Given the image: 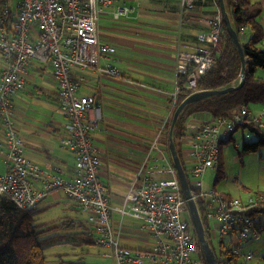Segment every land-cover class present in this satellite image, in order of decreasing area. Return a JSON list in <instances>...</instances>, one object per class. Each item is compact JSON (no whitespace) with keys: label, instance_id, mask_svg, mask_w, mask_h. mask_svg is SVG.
<instances>
[{"label":"built area","instance_id":"2783aa9c","mask_svg":"<svg viewBox=\"0 0 264 264\" xmlns=\"http://www.w3.org/2000/svg\"><path fill=\"white\" fill-rule=\"evenodd\" d=\"M102 1L105 0H2L0 156L6 169L0 173V198L21 208H31L49 191L60 189L86 213L96 245L109 248L106 256L114 264H202L197 256L198 239L183 216L186 201L172 163L162 170L157 167L146 170L145 164H141L119 206L112 205L99 177L101 160L93 146L91 131L101 117L100 106L93 96L77 92L80 80L73 73L94 69L108 76L120 75L115 67L100 64L103 56L113 52L101 40L97 29V5ZM210 38H216V30ZM197 39L209 43L205 34H199ZM177 57L168 115L176 106L180 82L187 79V88L195 91L196 79L214 62L209 46H200L191 53L178 51ZM30 61L45 67L57 83L59 109L68 120L61 142L74 157L69 178L41 169L23 153L11 97L24 87L23 73ZM263 126L261 115L252 114L245 104L228 116L210 121L191 118L186 124L184 138L190 160L186 166L192 197L200 201L211 237L216 232L234 233L232 241L236 249H231L237 255L240 244H248L264 230V218L258 221L251 214L253 209L264 205V194L254 193L241 201L220 194L214 187L204 190L202 176L207 169L218 166L222 141L233 139L236 145L238 139L249 141L253 135L251 128ZM157 172L168 176L156 178L153 174ZM113 210L142 221L141 228L150 236L149 248H130L119 243L122 223L113 224ZM243 255L246 259L254 256L252 252Z\"/></svg>","mask_w":264,"mask_h":264},{"label":"crops","instance_id":"0c3cea01","mask_svg":"<svg viewBox=\"0 0 264 264\" xmlns=\"http://www.w3.org/2000/svg\"><path fill=\"white\" fill-rule=\"evenodd\" d=\"M185 1L99 2L98 33L101 40L113 48L112 53L101 58L100 64L115 67L120 75L108 76L94 69L73 73L80 80L77 92L93 96L100 106L101 117L94 124L91 136L101 160L99 177L104 182L114 206L121 205L129 183L136 176L141 164H145L146 170L153 167L162 170L172 163L164 136L169 101L175 85L177 53L195 52L198 47L204 46L197 36L209 33L207 19L218 9L220 11L214 0H196L193 8H186ZM254 1L262 8L259 23L264 29V0ZM243 33L247 36L249 31L244 29ZM259 46L264 49V38ZM37 76L41 77L40 84ZM23 77L25 92H33L37 98L40 96L47 101L51 99L50 101L56 102L60 111L57 83L45 67L30 61ZM12 97L11 104L17 109ZM247 106L252 114L261 115L264 123L263 104ZM87 114H91V111ZM63 116L64 122L52 118L45 128H37L22 125L17 112L14 123L22 138L25 157L43 170L69 178L73 172L74 157L61 142L65 137L68 121L64 114ZM194 119L207 121L202 116ZM262 129L264 131V126ZM181 142V155L187 165L190 161L188 145L185 138ZM0 158L2 159L1 156ZM153 176L158 178L168 175L157 172ZM47 196L58 202L66 195L60 189H55L43 198ZM72 201L77 205L75 200ZM111 219L114 225L122 223L119 238L121 245L140 249L150 247V236L141 228L140 219L115 210L111 212ZM59 260L64 259L60 257L56 260L58 262L51 264H59Z\"/></svg>","mask_w":264,"mask_h":264},{"label":"trees","instance_id":"16d2710c","mask_svg":"<svg viewBox=\"0 0 264 264\" xmlns=\"http://www.w3.org/2000/svg\"><path fill=\"white\" fill-rule=\"evenodd\" d=\"M223 1L231 26L239 37H241L242 30L250 31L246 37L247 39L241 43L244 56L247 58L244 82L242 86L232 91L191 102L178 115L172 136L189 185L188 166L182 159L180 150L181 139L186 135L187 122L191 118L199 116L197 115L198 113H204L207 116V121L228 116L242 104L248 105L250 102H258L264 106V77L256 74L257 69L264 70V49L258 46L264 38V29L259 23L262 8L254 0ZM215 2L218 4V0H215ZM1 5L2 0H0ZM210 53L214 62L210 68L196 79L195 90L220 89L237 85L240 79L241 60L223 18L218 42L214 48H211ZM180 86L181 89L177 95L176 106L191 93V89L187 88V79H183L180 82ZM174 109L170 112L166 121L165 134H167V137ZM251 131L254 137L241 143L238 149L239 155L258 151L264 146L263 129L251 128ZM226 140L228 139H225L222 143L226 142ZM219 178L220 175L217 174L214 178L213 187H215ZM191 191H193L192 187ZM199 202L196 199L205 237L214 250L211 243L210 226L206 218L203 217V208ZM185 209L188 210L187 205H185ZM38 214L39 210L36 206L21 208L11 200L0 198V264H46L44 249L57 243H68L81 247V255L78 259L75 261L59 260V264H83L82 254L86 251L84 246L96 244L94 232L88 225L87 220L76 221L71 218L58 223L43 224L39 222ZM251 214L260 221L264 218V205L253 209ZM187 221L192 234L197 237L191 219ZM62 228H66L68 231L58 233L57 230ZM218 246L220 255L219 257L216 255V259L219 264H231L230 262L237 258L238 255L234 254L232 249L221 240H219ZM197 256L202 264H209L199 243Z\"/></svg>","mask_w":264,"mask_h":264},{"label":"rangeland","instance_id":"374dc122","mask_svg":"<svg viewBox=\"0 0 264 264\" xmlns=\"http://www.w3.org/2000/svg\"><path fill=\"white\" fill-rule=\"evenodd\" d=\"M194 1L196 0H186L185 7L193 8ZM222 18V13L218 9L217 12L210 15L207 19L210 25V30L208 34H205V36L209 43H203L204 46H209L210 51L211 48H214L218 42L221 32ZM219 19L221 20L220 23L218 22ZM214 23H216L215 28L213 27ZM213 30H216V38L214 40L210 38ZM243 31L244 30L241 31V37H239L241 43L247 39V36L245 33H243ZM256 74L262 76L264 75V70L258 69ZM37 81L40 84L42 81L41 77L37 76ZM24 90L25 87L22 90L20 89L16 91L17 93H15V96L12 97L17 107V109H14V118L15 116L17 117L18 112L20 116L19 118L22 121V125L45 128V126L52 121V118L60 122H64V116L62 112L58 110L57 105L55 104L56 102L50 101L51 99L49 101L44 100L42 99L43 97L40 96L37 98L33 92H25ZM192 93H194V90H191L190 94ZM253 104L254 103L250 102L248 105L252 107ZM256 104L261 106V104L258 102H256ZM197 115V117H207L204 113H198ZM234 136L236 137V135ZM155 140L154 142H157ZM166 141L168 144L167 134L164 136V142L166 143ZM241 142L242 140L238 139L236 145L233 139H228L226 142L221 144L218 166L207 169L202 176L204 190H208L214 185V178L218 174L220 175V178L215 184L214 189L222 195H225L224 193H226L230 195V197H235L241 201H245L251 194L264 192V146H262L258 151L239 155L238 149L241 145ZM182 144L183 142L180 143V150L183 147ZM187 151L189 152L188 147ZM5 168V164L0 158V173L4 172ZM36 207L39 210L38 220L43 224L58 223L71 218L75 219L76 221L86 220V213L83 212L78 207V205L72 201V199L66 196H63V200L58 202L53 201L49 196H47L38 202ZM183 216L187 220L190 219L189 211L185 209ZM67 231L68 229L66 228L57 230L58 233H64ZM233 235L234 233L220 235L218 232H216V235L214 237L212 236L211 243L214 248L215 256L217 255V257H219L220 255L218 244L219 240L221 239L229 248H233L234 250L236 249L232 241L234 238ZM80 248V246H74L68 243H57L48 246L44 249L46 262L47 264L58 262L56 260H58L59 257L63 258L64 260L75 261L81 255ZM84 248L86 249L84 254H82V260L84 261V264H114L112 259L109 256H106L110 253L108 247L91 244L84 246ZM239 250L240 253L238 254L237 258H235V260L230 262L231 264H264V230H261V232L252 238L248 244H240ZM248 252H252L254 255L251 259H246L243 255Z\"/></svg>","mask_w":264,"mask_h":264},{"label":"water","instance_id":"95a60500","mask_svg":"<svg viewBox=\"0 0 264 264\" xmlns=\"http://www.w3.org/2000/svg\"><path fill=\"white\" fill-rule=\"evenodd\" d=\"M218 3H219L220 11L222 13V17L224 19L227 31H228L229 35L231 36V38H232V40H233V42H234V44L238 50L240 60H241V68H240V73H239L240 79L238 81V84L237 85H231V86H228L225 88H220V89L199 90V91H196V92L186 96L176 106V108L172 114V117L170 120V125L168 128V148H169V152H170V156H171V161H172V164L176 170V173H177L180 185H181V190H182L183 196H184L185 201H186L187 209L189 211L190 219H191V222L193 224L199 245H200V247L204 253V256H205V258L209 264H219V263L216 259L214 250L211 248L207 238L205 237V232H204L203 224H202V221L200 218V214H199L196 202L192 197L191 189L189 186L187 176L185 174V170H184L183 165L181 163L180 157L177 153L175 143L173 140V136H172V131H173L175 122L178 118V115L180 114V112L183 110V108L186 105H188L191 102L200 101V100L207 98V97H210V96H214L217 94H222V93L232 91V90L237 89L240 86H242V84L244 82V75H245V70H246L247 58L244 56L243 48H242V44H241L239 35L234 31L233 27L231 26L229 16L225 10L224 1L218 0Z\"/></svg>","mask_w":264,"mask_h":264},{"label":"bare ground","instance_id":"6f19581e","mask_svg":"<svg viewBox=\"0 0 264 264\" xmlns=\"http://www.w3.org/2000/svg\"><path fill=\"white\" fill-rule=\"evenodd\" d=\"M196 91H199V90H195L194 92H196Z\"/></svg>","mask_w":264,"mask_h":264}]
</instances>
